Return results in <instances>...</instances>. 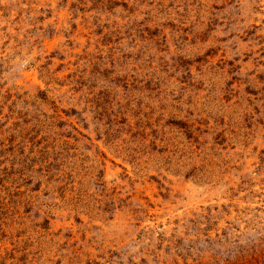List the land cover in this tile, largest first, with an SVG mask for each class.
I'll return each instance as SVG.
<instances>
[{"label":"rangeland","instance_id":"rangeland-1","mask_svg":"<svg viewBox=\"0 0 264 264\" xmlns=\"http://www.w3.org/2000/svg\"><path fill=\"white\" fill-rule=\"evenodd\" d=\"M0 264H264V0H0Z\"/></svg>","mask_w":264,"mask_h":264}]
</instances>
